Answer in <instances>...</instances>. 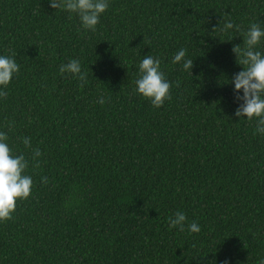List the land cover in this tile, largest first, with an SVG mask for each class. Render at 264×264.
I'll use <instances>...</instances> for the list:
<instances>
[{"label": "trees", "instance_id": "obj_1", "mask_svg": "<svg viewBox=\"0 0 264 264\" xmlns=\"http://www.w3.org/2000/svg\"><path fill=\"white\" fill-rule=\"evenodd\" d=\"M250 22L264 0H109L95 31L47 0H0V54L19 65L0 131L33 181L0 222V264H259L264 134L228 83ZM145 54L170 83L160 107L135 91ZM73 58L85 81L58 71ZM176 212L200 231L170 228Z\"/></svg>", "mask_w": 264, "mask_h": 264}, {"label": "clouds", "instance_id": "obj_2", "mask_svg": "<svg viewBox=\"0 0 264 264\" xmlns=\"http://www.w3.org/2000/svg\"><path fill=\"white\" fill-rule=\"evenodd\" d=\"M48 6L57 11L75 15L83 29L95 31L100 16L109 6V0H47ZM234 27L230 20L223 23V30L228 31ZM264 39V27L250 22L243 33V48L233 47L236 63L241 70L233 74L228 83L232 86L233 102L236 104L233 115L239 119L255 120L254 134H264V52L257 50L261 40ZM15 53L0 54V98L6 95V88L19 72V65L14 59ZM171 62L180 64L182 70L190 72L193 59L186 57V50L179 49ZM137 77L134 81L135 91L138 95L149 100L152 106L160 107L168 98L170 83L161 70V60L152 55L145 54L136 65ZM61 74L70 73L80 81H85L86 74L81 69L79 60L73 58L59 66ZM103 104L104 99H98ZM7 133L0 131V222L10 219L15 210L17 200L27 199L31 194L32 177L26 174L28 161L21 153H12L8 143ZM21 142L29 146L28 138H21ZM41 155L34 150V160ZM38 162V161H37ZM169 227L183 232L187 228L190 233H198L200 226L197 222L186 223L183 212H176L169 218ZM227 264V261H225ZM264 264V257L259 261Z\"/></svg>", "mask_w": 264, "mask_h": 264}]
</instances>
